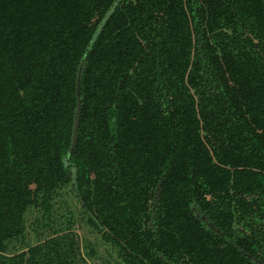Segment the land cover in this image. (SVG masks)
<instances>
[{
	"label": "trees",
	"instance_id": "1",
	"mask_svg": "<svg viewBox=\"0 0 264 264\" xmlns=\"http://www.w3.org/2000/svg\"><path fill=\"white\" fill-rule=\"evenodd\" d=\"M82 225L264 264V0H0V264H89Z\"/></svg>",
	"mask_w": 264,
	"mask_h": 264
},
{
	"label": "rangeland",
	"instance_id": "2",
	"mask_svg": "<svg viewBox=\"0 0 264 264\" xmlns=\"http://www.w3.org/2000/svg\"><path fill=\"white\" fill-rule=\"evenodd\" d=\"M73 200V199H72ZM76 233L79 235L81 242L83 245L89 243L91 247L94 249V254L91 255V258L87 257V261L89 264H117L119 259L112 249L110 245H106L99 238L97 234L92 232V229L87 226H83L81 228L76 229ZM35 235L32 231L28 232L27 242L29 244L35 243ZM23 244H16L15 247L18 251H21L23 248ZM87 248V247H86ZM82 248V252L85 254L88 253L89 248Z\"/></svg>",
	"mask_w": 264,
	"mask_h": 264
},
{
	"label": "water",
	"instance_id": "3",
	"mask_svg": "<svg viewBox=\"0 0 264 264\" xmlns=\"http://www.w3.org/2000/svg\"><path fill=\"white\" fill-rule=\"evenodd\" d=\"M81 73L82 67L79 68L77 73V81H76V110L74 116V122L72 127V135H71V143L68 151V157L72 154L78 137V130L80 126V118H81V110H82V100H81ZM159 190V189H158ZM159 191L156 195L158 197ZM202 220L205 221V218L202 217Z\"/></svg>",
	"mask_w": 264,
	"mask_h": 264
}]
</instances>
